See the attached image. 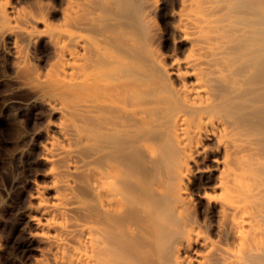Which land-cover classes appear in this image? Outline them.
<instances>
[{
    "label": "bare ground",
    "instance_id": "bare-ground-1",
    "mask_svg": "<svg viewBox=\"0 0 264 264\" xmlns=\"http://www.w3.org/2000/svg\"><path fill=\"white\" fill-rule=\"evenodd\" d=\"M13 1L27 227L0 264H264V0Z\"/></svg>",
    "mask_w": 264,
    "mask_h": 264
},
{
    "label": "rangeland",
    "instance_id": "rangeland-1",
    "mask_svg": "<svg viewBox=\"0 0 264 264\" xmlns=\"http://www.w3.org/2000/svg\"><path fill=\"white\" fill-rule=\"evenodd\" d=\"M48 1L47 3L50 4V0ZM66 1L52 0L54 6L52 3L50 6L56 7V9H59L56 11L61 12L66 5ZM13 3L17 7H25L24 9L28 8L29 10L30 7L34 6L31 0H14ZM55 16L57 18L59 13L58 16L57 14ZM59 17L57 21L60 19ZM7 47V42L0 39V223L2 221L7 222L6 227L0 225V237L2 238L10 237L14 232L18 233L27 227L25 221L19 218V215L26 210V205L19 200V194L25 188L28 174H26L25 169H17L12 158L14 152L20 147L18 139L28 131L27 117L19 114L18 106L9 107L7 104L14 100L24 102L30 94L26 90H20L16 81L12 78L15 74L8 68L4 58ZM26 74L27 72L24 71L19 75L25 76ZM13 178L19 179L20 185L18 187H13ZM35 181L38 184L46 183L41 178ZM34 203L37 204L38 202ZM33 215L35 216V214ZM0 246H3V242H0ZM8 256L10 264L21 262L19 255L15 252H11Z\"/></svg>",
    "mask_w": 264,
    "mask_h": 264
}]
</instances>
